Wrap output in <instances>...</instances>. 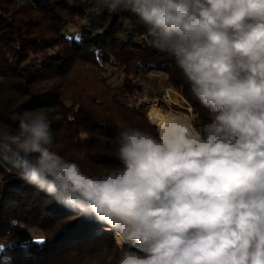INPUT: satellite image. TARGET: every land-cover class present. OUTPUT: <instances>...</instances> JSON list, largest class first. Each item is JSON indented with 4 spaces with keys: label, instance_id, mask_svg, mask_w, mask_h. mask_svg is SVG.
<instances>
[{
    "label": "clouds",
    "instance_id": "9594fccd",
    "mask_svg": "<svg viewBox=\"0 0 264 264\" xmlns=\"http://www.w3.org/2000/svg\"><path fill=\"white\" fill-rule=\"evenodd\" d=\"M116 3L173 54L211 122L169 120L158 137L124 128L123 168L91 181L49 163L41 115L18 116L22 133L4 146L40 153L38 166L17 161L26 178L113 225L117 264H264V0Z\"/></svg>",
    "mask_w": 264,
    "mask_h": 264
},
{
    "label": "trees",
    "instance_id": "16d2710c",
    "mask_svg": "<svg viewBox=\"0 0 264 264\" xmlns=\"http://www.w3.org/2000/svg\"><path fill=\"white\" fill-rule=\"evenodd\" d=\"M77 20L90 26L80 23L78 36L66 34ZM107 65L121 76L118 89L135 97L145 92L143 72L163 75L197 113V126L211 122L173 54L116 0H0V264H90L99 254L106 264H117L121 249L104 225L98 229L94 212L68 206L17 167L18 160L38 166L41 154L5 147L2 139L21 135L18 116L41 115L50 136L42 145L49 163L74 165L90 181L121 170V130L159 135L145 114L152 102L129 106L120 100L101 74ZM44 175L56 179L47 170Z\"/></svg>",
    "mask_w": 264,
    "mask_h": 264
},
{
    "label": "rangeland",
    "instance_id": "374dc122",
    "mask_svg": "<svg viewBox=\"0 0 264 264\" xmlns=\"http://www.w3.org/2000/svg\"><path fill=\"white\" fill-rule=\"evenodd\" d=\"M23 2L27 0H21ZM80 23L88 28L90 25L87 23H82L79 20L75 21L74 23L70 24L66 30V34L76 37L80 33ZM101 74L108 78V81L115 87L116 93L120 100L124 101L129 106H134L137 103H143L145 100H149L152 103L145 109V114L147 116L148 122L154 125L158 131L159 135V126L153 120V117H156L158 114L164 117V119L168 122L169 120L173 119H185V116H194L196 120L197 113L194 111V114L190 113L191 111L188 109V102L185 101L181 94L177 91L174 86H171L167 83L163 75L155 72H143L140 75L139 82L143 84L145 87V92L137 97L131 96L130 94L123 93L121 90L118 89V86L121 84V76L118 73H114L113 68L111 66H106L105 70L101 71ZM149 79L151 81H149ZM187 102V103H186ZM190 105V104H189ZM147 112V113H146ZM114 173L113 171H103L99 174L93 176V179L101 178L107 176L109 174ZM96 226L100 231V223L93 218ZM104 225V224H103ZM105 226V225H104ZM112 230V229H111ZM31 231L35 237L41 238L42 232L37 229L36 227H32ZM117 233V231H116ZM115 241V244L118 246L117 240L112 237ZM119 247V246H118ZM120 248V247H119ZM108 258H106L103 254H99L93 258H91L88 262L90 264H106Z\"/></svg>",
    "mask_w": 264,
    "mask_h": 264
},
{
    "label": "built area",
    "instance_id": "2783aa9c",
    "mask_svg": "<svg viewBox=\"0 0 264 264\" xmlns=\"http://www.w3.org/2000/svg\"><path fill=\"white\" fill-rule=\"evenodd\" d=\"M68 2H70L71 4H74V5H76V0H68ZM186 101V100H185ZM187 103V102H186ZM188 106V109L191 111L190 113H192V114H194V111H193V108H192V106L191 105H187ZM189 114H187L186 116H185V119L184 120H187V121H189L190 123H191V126L193 127V129L194 130H196V131H198V132H200V131H202V129L204 128V126H197L196 124H195V119H194V116H191V114H190V116H188ZM96 213H94V218H95V220L97 221V222H99L100 223V228L102 227V225H103V221H101V219L100 218H97L96 216ZM105 233H107V234H109L111 237H114L111 233H108V232H105ZM115 238V237H114ZM116 239V238H115ZM117 240V239H116ZM118 242V241H117Z\"/></svg>",
    "mask_w": 264,
    "mask_h": 264
},
{
    "label": "bare ground",
    "instance_id": "6f19581e",
    "mask_svg": "<svg viewBox=\"0 0 264 264\" xmlns=\"http://www.w3.org/2000/svg\"><path fill=\"white\" fill-rule=\"evenodd\" d=\"M153 118H154L153 120H155V123L158 124L159 128H161L163 125H165L167 123V121L164 119V117L161 116L160 114H158L156 117H153ZM95 216L97 218H100L101 221H103V224L105 225L106 232L111 233L118 241L116 229L113 227V225L111 223H109L107 220L99 217L97 214Z\"/></svg>",
    "mask_w": 264,
    "mask_h": 264
},
{
    "label": "snow or ice",
    "instance_id": "6c2138e0",
    "mask_svg": "<svg viewBox=\"0 0 264 264\" xmlns=\"http://www.w3.org/2000/svg\"><path fill=\"white\" fill-rule=\"evenodd\" d=\"M36 243L43 244L44 241L43 240H39V241H36ZM8 247H12V246H8ZM4 250H5V246L0 245V252H3ZM5 264H10V260L9 261H6Z\"/></svg>",
    "mask_w": 264,
    "mask_h": 264
}]
</instances>
